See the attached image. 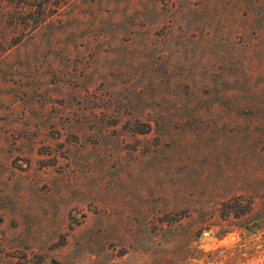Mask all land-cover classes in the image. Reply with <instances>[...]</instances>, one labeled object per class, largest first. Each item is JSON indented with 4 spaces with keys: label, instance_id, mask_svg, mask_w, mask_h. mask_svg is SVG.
Instances as JSON below:
<instances>
[{
    "label": "rangeland",
    "instance_id": "374dc122",
    "mask_svg": "<svg viewBox=\"0 0 264 264\" xmlns=\"http://www.w3.org/2000/svg\"><path fill=\"white\" fill-rule=\"evenodd\" d=\"M240 193L264 195V0H72L0 56V264H174L179 225L153 230L179 212L201 264H264V226L220 217Z\"/></svg>",
    "mask_w": 264,
    "mask_h": 264
},
{
    "label": "trees",
    "instance_id": "16d2710c",
    "mask_svg": "<svg viewBox=\"0 0 264 264\" xmlns=\"http://www.w3.org/2000/svg\"><path fill=\"white\" fill-rule=\"evenodd\" d=\"M72 0H0V56L23 38L45 24L55 14H59ZM219 214L222 220L247 229L264 226V195L234 194L220 202ZM190 213H180L179 217L167 219L157 231L174 230L179 225V260L174 264H201L197 253L204 250L196 243L197 229H185ZM229 229L224 228L223 232ZM155 244L142 250L147 253V260L140 264H166L168 254L157 249ZM135 251L141 248H133ZM167 254V255H166ZM240 255L229 254L228 264ZM198 260V261H196ZM209 264L208 261H204Z\"/></svg>",
    "mask_w": 264,
    "mask_h": 264
}]
</instances>
